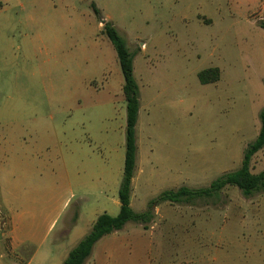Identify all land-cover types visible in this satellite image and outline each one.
<instances>
[{
    "label": "rangeland",
    "instance_id": "374dc122",
    "mask_svg": "<svg viewBox=\"0 0 264 264\" xmlns=\"http://www.w3.org/2000/svg\"><path fill=\"white\" fill-rule=\"evenodd\" d=\"M263 20L264 0H0V169L15 182L13 209L44 215L50 199L70 204L36 264L90 232L86 209L119 213L127 103L104 21L137 52L144 110L131 200L143 212L165 190L206 187L241 167L264 108ZM210 67L222 78L203 85L198 74ZM263 170L264 149L252 161L253 173ZM86 264H264V193L227 187L217 204L163 203L148 228L128 223Z\"/></svg>",
    "mask_w": 264,
    "mask_h": 264
},
{
    "label": "trees",
    "instance_id": "16d2710c",
    "mask_svg": "<svg viewBox=\"0 0 264 264\" xmlns=\"http://www.w3.org/2000/svg\"><path fill=\"white\" fill-rule=\"evenodd\" d=\"M93 10L100 19V9L93 3ZM264 29V20L259 24ZM103 34L112 43L124 78L123 93L127 103V124L125 132V165L123 178L118 192L120 212L116 216L108 213L100 215L90 232L72 249L63 264H86L93 254L96 244L104 237L118 232L132 222L142 224L145 228L154 221L155 209L163 203L176 205H194L198 201L217 204L221 201L222 193L227 187H236L246 198L264 193V170L252 172V161L256 154L264 149V108L260 113V130L254 141L244 150V158L239 169L224 173L209 186L192 188L182 186L161 192L153 198L147 210L136 212L131 205L133 181L137 170L138 144L137 125L141 108L140 86L135 77L134 60L137 52L131 51L128 42L111 21H104ZM221 77L219 68H208L198 74L201 84L218 82Z\"/></svg>",
    "mask_w": 264,
    "mask_h": 264
},
{
    "label": "crops",
    "instance_id": "0c3cea01",
    "mask_svg": "<svg viewBox=\"0 0 264 264\" xmlns=\"http://www.w3.org/2000/svg\"><path fill=\"white\" fill-rule=\"evenodd\" d=\"M210 68H214V67H210ZM217 68H219L221 71V77H220L221 80L223 71L220 67ZM134 71H135V63H134ZM220 80L218 82H220ZM218 82L211 84H216ZM140 92H141V88H140ZM142 103L143 102L141 98V108H140L138 124L141 119L140 118L141 113L144 110V107L142 110ZM137 144H138V152H139L137 159V170H138L140 165V151H139L140 142L138 136V125H137ZM124 162H125V157H124ZM103 164H101L100 171H107L108 164L107 163L105 165ZM91 166L94 167L95 170L98 169L97 165L92 164ZM95 170L93 171L95 172ZM98 171L95 172L96 173L95 176L97 178L99 176ZM134 182H135V178L133 181V185ZM14 185L15 182L11 181L10 183H8V181H6L0 169V264H36L41 249L49 240V238L52 236V234L56 231L60 221H62L63 219L65 220V218L67 217L70 204L68 200L65 201V200H59L53 198L50 199L49 209L47 213H45L44 215L37 213L25 214L22 212L20 213L15 212V210L13 209V203L15 202V200L12 197L13 188H15ZM96 185L98 184L96 183ZM131 205H132V200H131ZM95 211L89 209L85 210V214L88 217V225H89L88 231L92 229L93 225L95 224L97 218L100 215L107 213V210H105L104 207L101 208V212L94 215L93 213ZM119 212H120V208H119ZM81 216L82 213L79 212L78 215L74 217L73 219L74 221L69 228H67L66 224H64V226L61 228L59 232V236L61 240L68 239L70 237V235L73 233V230L77 227L80 218H82ZM23 220L28 221V223L30 222L29 223L30 225H28V227L25 228L22 223ZM42 227H44L45 235L43 240L40 241L37 240V234ZM79 242L73 244L62 255L53 256L52 253L45 254V263L47 262V264H63L67 259L70 251L74 249ZM28 248L30 249V251L27 252Z\"/></svg>",
    "mask_w": 264,
    "mask_h": 264
}]
</instances>
